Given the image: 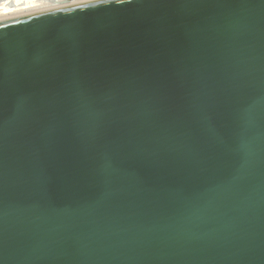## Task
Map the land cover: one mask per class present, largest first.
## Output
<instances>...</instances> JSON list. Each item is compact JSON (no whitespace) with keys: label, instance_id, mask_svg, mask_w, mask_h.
<instances>
[{"label":"water","instance_id":"water-1","mask_svg":"<svg viewBox=\"0 0 264 264\" xmlns=\"http://www.w3.org/2000/svg\"><path fill=\"white\" fill-rule=\"evenodd\" d=\"M0 264H264V0L1 19Z\"/></svg>","mask_w":264,"mask_h":264},{"label":"bare ground","instance_id":"bare-ground-1","mask_svg":"<svg viewBox=\"0 0 264 264\" xmlns=\"http://www.w3.org/2000/svg\"><path fill=\"white\" fill-rule=\"evenodd\" d=\"M89 0H0V20Z\"/></svg>","mask_w":264,"mask_h":264}]
</instances>
